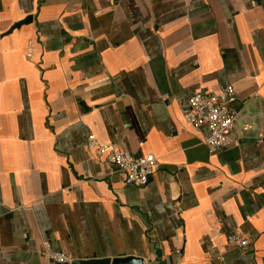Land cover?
Listing matches in <instances>:
<instances>
[{"label":"crops","instance_id":"obj_1","mask_svg":"<svg viewBox=\"0 0 264 264\" xmlns=\"http://www.w3.org/2000/svg\"><path fill=\"white\" fill-rule=\"evenodd\" d=\"M230 85L236 143L211 153L181 112ZM90 134L159 171L126 185ZM45 242L94 264H264V0H0V264H49Z\"/></svg>","mask_w":264,"mask_h":264},{"label":"built area","instance_id":"obj_2","mask_svg":"<svg viewBox=\"0 0 264 264\" xmlns=\"http://www.w3.org/2000/svg\"><path fill=\"white\" fill-rule=\"evenodd\" d=\"M236 101L235 88L230 85L218 93H194L181 112L187 125L194 129H208L204 145L211 153L229 149L236 143L237 113L233 109ZM87 149L98 160L123 174L126 185L135 188L148 186L160 169L159 160L152 153L133 156L125 150L103 144L95 134L88 136ZM225 239L227 245L236 249H245L250 245L249 240L239 234L227 235ZM43 258L49 264H73L76 261L70 254L53 251L48 242L44 243Z\"/></svg>","mask_w":264,"mask_h":264},{"label":"water","instance_id":"obj_3","mask_svg":"<svg viewBox=\"0 0 264 264\" xmlns=\"http://www.w3.org/2000/svg\"><path fill=\"white\" fill-rule=\"evenodd\" d=\"M73 264H94V263L75 261Z\"/></svg>","mask_w":264,"mask_h":264}]
</instances>
